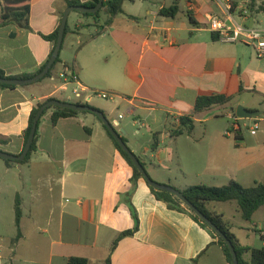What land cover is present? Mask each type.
<instances>
[{
	"label": "crops",
	"instance_id": "0c3cea01",
	"mask_svg": "<svg viewBox=\"0 0 264 264\" xmlns=\"http://www.w3.org/2000/svg\"><path fill=\"white\" fill-rule=\"evenodd\" d=\"M69 1L88 0H30L27 30L2 24L0 0V69L7 76L35 73L48 62L55 45L43 36L59 29ZM175 1L126 0L124 12L109 25L104 12L94 18L72 11L61 62L52 76L15 88L0 86V150L21 154L37 104L49 97L68 99L76 84L68 91L60 88V74L67 70L77 74L89 93L112 95L106 100L89 94L85 103L106 114L157 182L181 191L231 181L245 187L264 184V59L250 46L221 42L211 31L209 18L220 10L217 0H177L176 17L160 15ZM230 1L237 8L252 3ZM253 4L248 5L251 23L264 14L263 0ZM211 95L234 99L195 112L198 98ZM239 105L258 114L240 120L251 123L244 124L246 132L242 128L228 135L231 126L219 123L225 118L229 123ZM214 110L221 113L211 117ZM51 114L40 120L29 161L8 164L0 158V215L4 196L12 199L14 211L19 200L22 210V235L11 249L12 260L67 264L79 257L89 264H108V258L111 264H230L208 230L189 214L169 209L144 178L129 195L134 169L96 116L81 114L53 124ZM185 116L193 119V132L174 136ZM255 124L257 133L252 135ZM155 134L160 142L156 151ZM131 205L138 213L139 230L120 239L112 251L119 234L135 226ZM207 208L222 216L243 248L264 247V207L250 221L235 200L212 201ZM252 230L260 240L250 238ZM2 255L0 248V260ZM243 259L250 262L251 252H244Z\"/></svg>",
	"mask_w": 264,
	"mask_h": 264
},
{
	"label": "trees",
	"instance_id": "16d2710c",
	"mask_svg": "<svg viewBox=\"0 0 264 264\" xmlns=\"http://www.w3.org/2000/svg\"><path fill=\"white\" fill-rule=\"evenodd\" d=\"M126 0H104L103 7L100 11L96 13H80L84 17H94L99 18L101 13H106L108 16L107 24H111L113 19L122 14L124 12L123 5ZM129 1H136V0H129ZM99 0H88L85 3H82L80 1H69V6H88V7H94L98 4ZM254 0H252L251 5L254 6ZM179 12V3L176 0L174 4L169 8H163L160 11V15L166 16V17H176V15ZM29 15H30V0H4V13L2 16V24H8V23H15L18 24L20 27L24 29H31L29 25ZM58 32L59 29H57L53 34L48 36H43L46 40H49L56 45L58 40ZM69 32V25H67L65 37L67 33ZM65 40V39H64ZM64 44V43H63ZM61 62V55L58 57L57 61L54 63L51 71L48 73V75L45 78L51 77L53 74V70L56 67L58 63ZM45 66V65H44ZM42 66L37 72L32 74H24L20 76H7L6 73L0 69V77H9V78H31L41 72L44 68ZM67 66H65L66 68ZM44 78V79H45ZM43 80V79H42ZM40 80V81H42ZM1 87L5 88H15L14 85H6L1 84ZM51 99H58L56 97H49L46 101ZM233 97H226L222 95H211V96H202L199 97L196 103L195 112H202L206 111L208 109H211L214 106L217 105H225L229 104L233 101ZM44 102H40L37 104V106L33 109L31 116H30V123L29 127L25 132V143L28 139V136L30 134L32 124L34 121V118L36 114L38 113L39 108ZM75 103L78 104H85L90 106L88 103H83L80 101H75ZM92 107V106H91ZM94 108V107H92ZM97 109V108H94ZM99 110V109H98ZM49 111L52 112L51 114V120L53 124H56L60 119L62 118H69V117H76L81 114H93L91 112H78L71 109H63L59 107H50L48 108L43 116H45ZM96 116L95 114H93ZM42 116V117H43ZM97 117V116H96ZM98 118V117H97ZM98 120H100L98 118ZM101 121V120H100ZM102 122V121H101ZM40 124V122H39ZM104 128L106 129L109 137L113 140L116 147L120 150L124 158L128 161V163L133 167L134 169V175L131 179L132 182V190L130 191L129 195L131 196L136 188L137 180L140 178H143L142 174L139 172V170L136 168L128 154L121 148L119 143L115 140L113 135L109 132L107 127L104 125ZM194 129V121L190 116H185L181 118L180 127L174 131V136H180L183 134H191ZM124 141L127 142V139L123 137ZM37 141H38V130L36 133V137L34 140V143L32 145V149L28 156L25 158V160L21 161L22 163L29 161L31 158L32 153L36 150L37 147ZM128 143V142H127ZM160 146L158 134L154 135V144L152 146L153 150L156 151ZM138 158L141 160V158L138 156ZM8 164L12 162V160H5ZM142 164L146 168V164L141 160ZM149 186V185H148ZM152 193L155 195V197L166 203L168 208L171 210H177L183 213L189 214L197 223H199L204 229L208 230V232L211 234V236L215 239L216 244H218L228 262L230 264H233L232 261V255L229 250V247L227 244L222 240L209 226L203 222L194 212H192L179 198H177L175 195L166 192L157 190L151 186H149ZM184 195L190 200L194 205H196L208 218H210L225 234L226 236L233 242L236 251L238 253L239 263L240 264H264V247L262 248H243L234 233L231 231V226L227 224L222 216L213 214L210 212L207 208V204L212 201H218V202H226V201H232L235 200L238 202L239 207L242 212V216L245 220L250 221L255 214V212L260 208L264 207V184L263 183H257L251 187H245L242 184H240L237 181H231L229 184L216 187V186H207V185H195L190 186L186 188L185 190H182ZM131 213L135 220V226L134 228L124 231L119 234L118 238L115 240L112 251L115 249L118 241L124 237L134 236L136 232L139 230L140 227V221L138 217L137 210L133 205H131ZM15 214H16V226L18 229V234L14 239V242L17 243L19 239L21 238V219H22V210L20 207L19 200L16 202L15 206ZM261 233V232H260ZM261 237L264 240V235L261 233ZM246 251L251 252V259L250 262H246L243 259V254ZM108 264H111V259L108 258L107 260ZM67 264H89V260L86 258H79V257H71L68 259Z\"/></svg>",
	"mask_w": 264,
	"mask_h": 264
},
{
	"label": "water",
	"instance_id": "95a60500",
	"mask_svg": "<svg viewBox=\"0 0 264 264\" xmlns=\"http://www.w3.org/2000/svg\"><path fill=\"white\" fill-rule=\"evenodd\" d=\"M104 0H99L98 4L94 7H88V6H70L68 7L62 17L61 24L59 27L58 32V40L55 45L54 51L48 60V62L45 64L43 70L36 74L35 76L31 78H9V77H0V83L6 84V85H14V86H25L29 84H33L36 82H39L40 80L44 79L48 73L51 71L54 63L57 61L58 57L61 54L64 39H65V32L68 25V18L72 11H77L80 13H96L101 10L103 7ZM50 107H59L63 109H71L78 112H91L95 114L102 123L107 127L109 132L113 135L115 140L119 143L121 148L128 154L136 168L139 170V172L142 174L143 178L146 180L147 184L157 190L166 191L173 195H175L177 198H179L192 212H194L203 222H205L209 228H211L229 247V250L232 255V261L233 264H240L238 253L236 251V248L233 244V242L226 236V234L210 219L208 218L196 205H194L188 198L184 195V193L167 184H162L160 182L155 181L151 178L149 173L147 172L145 166L142 164L141 160L138 158V156L130 149L127 142L124 141L123 136L118 132L113 124L110 122V120L107 118L106 114L98 109H94L91 106L85 105V104H78L75 102L60 100V99H51L46 101L41 105V107L38 110V113L36 114L32 128L30 131V134L28 136V139L25 143L24 149L19 155L10 154L7 152H4L0 150V158L4 160H12V161H18L21 162L25 160V158L28 156L32 149V145L34 143L36 133L38 130L39 122L44 114V112L50 108ZM236 114L240 118H252L254 116H257L258 112L248 110L242 105H239L236 109ZM124 133V130H122Z\"/></svg>",
	"mask_w": 264,
	"mask_h": 264
},
{
	"label": "built area",
	"instance_id": "2783aa9c",
	"mask_svg": "<svg viewBox=\"0 0 264 264\" xmlns=\"http://www.w3.org/2000/svg\"><path fill=\"white\" fill-rule=\"evenodd\" d=\"M220 6V10L217 14L210 16L209 27L211 31L218 35L219 40L224 43H241L252 47L256 56L259 59H264V27L251 24L252 15L248 5H243L240 8L235 7L230 0L222 3L217 0ZM61 85L60 88L63 91L69 90L70 84H76L72 90L67 101L74 102L80 101L85 103V99L89 94L91 96H99L103 99H112V95L108 92L90 91L78 78L77 74L71 71H64L60 74ZM123 116L121 115L120 118ZM232 124L227 134L237 135L242 131V125L236 112L229 115ZM257 124L251 130V134L257 133Z\"/></svg>",
	"mask_w": 264,
	"mask_h": 264
},
{
	"label": "rangeland",
	"instance_id": "374dc122",
	"mask_svg": "<svg viewBox=\"0 0 264 264\" xmlns=\"http://www.w3.org/2000/svg\"><path fill=\"white\" fill-rule=\"evenodd\" d=\"M263 3H264V0H263ZM248 5L252 6L251 1L248 3ZM259 9H263V5H259ZM251 24L264 27V14L263 15L259 14L257 21H253ZM64 55H65V53H64ZM106 100H110V99H106ZM218 113H221V111L220 110H214L210 113V116L214 117ZM89 115L94 116L93 114H89ZM116 115H118V114H116ZM210 124H214V122H211ZM219 124H226V125L231 126L232 120H230L228 123L226 118H225L224 121H222V123H219ZM244 124L251 126V123H244V122L241 123L243 130L246 132L247 128L243 127ZM143 144L145 146L148 145L146 140L143 141ZM4 202H5L4 212L0 215V248L2 249V254H3L2 255L3 259L0 260V264H25L23 262H20L19 259L12 260V258L10 257L12 254L11 249L14 248L16 245V243L14 242V239L18 234V229L16 226L15 211L12 207H10V203L12 202V199H10V197H8V196H4ZM240 233L242 235L244 234L242 231H240ZM248 233L250 234L251 239H254L257 237L258 240H260L259 234L255 233L253 230L251 232H248ZM251 245H253V244H251ZM23 248H25V247H23ZM19 254H20V251L17 252V255H19Z\"/></svg>",
	"mask_w": 264,
	"mask_h": 264
}]
</instances>
